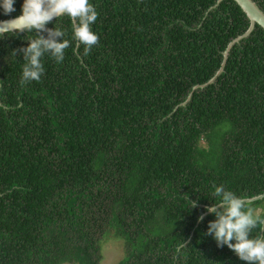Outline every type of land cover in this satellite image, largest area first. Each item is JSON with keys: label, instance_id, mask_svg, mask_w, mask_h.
<instances>
[{"label": "trees", "instance_id": "16d2710c", "mask_svg": "<svg viewBox=\"0 0 264 264\" xmlns=\"http://www.w3.org/2000/svg\"><path fill=\"white\" fill-rule=\"evenodd\" d=\"M219 1L91 0L88 53L67 16L0 39V264H103L115 241L118 264H244L207 209L222 210L219 186L264 194V30L194 90L250 27ZM56 27L64 60L46 53L22 82L24 49ZM250 205L264 214V199Z\"/></svg>", "mask_w": 264, "mask_h": 264}, {"label": "clouds", "instance_id": "9594fccd", "mask_svg": "<svg viewBox=\"0 0 264 264\" xmlns=\"http://www.w3.org/2000/svg\"><path fill=\"white\" fill-rule=\"evenodd\" d=\"M16 2L0 0V9L5 16L16 11ZM64 16L71 22L74 39L85 45L86 53L90 52L99 39L92 29L99 13L91 0H23L18 16L0 21V39L44 29L53 18L60 20ZM65 34V29L56 27L50 34L52 38H34L28 43L24 49L22 82L41 78L46 53H50L57 63L64 60L65 50L70 46V41L64 38ZM214 194L222 210L218 211L215 206L207 209L218 216L216 221L210 223L209 233L214 235L220 246L226 245L232 250L244 264H264V234L258 232L253 235L258 225L264 229V214L251 206L246 198L225 190L223 186L216 187ZM186 207H195V204H187Z\"/></svg>", "mask_w": 264, "mask_h": 264}, {"label": "water", "instance_id": "95a60500", "mask_svg": "<svg viewBox=\"0 0 264 264\" xmlns=\"http://www.w3.org/2000/svg\"><path fill=\"white\" fill-rule=\"evenodd\" d=\"M223 1H225V0H220L219 4H221ZM234 1L239 5V7L244 12V14L247 16L248 20L250 21V27L245 34L238 37L237 39H235L233 42H231L229 44L227 51L224 53V61L222 64V69L217 73V75L206 85L194 87V90H197L199 88H205L211 84H214L216 82V80L218 79V77L221 76V74L225 71L227 60L229 58V54H230L231 50L233 49V47L235 45L241 43L242 41L250 38L251 35L253 34V32H255L257 26L261 27L264 30V11H262V9L258 6V4L256 2H254L253 0H234ZM11 19H14V18H11ZM11 19H9V20H11ZM55 20H56V18H53V20H51L49 22H53ZM0 89H1V84H0ZM192 95H193V93H191V95L189 96L188 101L191 100ZM184 105H186V104H184ZM263 199H264V194L261 196L255 197L253 199H247V202L250 204V203L261 201Z\"/></svg>", "mask_w": 264, "mask_h": 264}, {"label": "rangeland", "instance_id": "374dc122", "mask_svg": "<svg viewBox=\"0 0 264 264\" xmlns=\"http://www.w3.org/2000/svg\"><path fill=\"white\" fill-rule=\"evenodd\" d=\"M105 261L103 264H118L123 257L122 243L119 241L110 242L105 247Z\"/></svg>", "mask_w": 264, "mask_h": 264}]
</instances>
